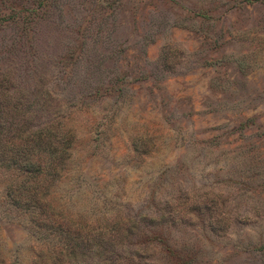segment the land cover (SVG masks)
Wrapping results in <instances>:
<instances>
[{
    "label": "rangeland",
    "instance_id": "rangeland-1",
    "mask_svg": "<svg viewBox=\"0 0 264 264\" xmlns=\"http://www.w3.org/2000/svg\"><path fill=\"white\" fill-rule=\"evenodd\" d=\"M0 264H264V0H0Z\"/></svg>",
    "mask_w": 264,
    "mask_h": 264
}]
</instances>
